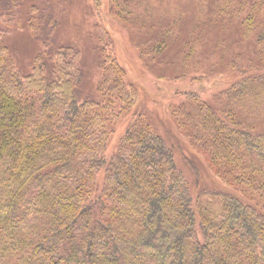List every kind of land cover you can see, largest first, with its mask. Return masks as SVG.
Segmentation results:
<instances>
[{"label": "trees", "instance_id": "trees-1", "mask_svg": "<svg viewBox=\"0 0 264 264\" xmlns=\"http://www.w3.org/2000/svg\"><path fill=\"white\" fill-rule=\"evenodd\" d=\"M3 3L8 8L0 9V264H264L263 209L222 190L193 194L147 113L133 112L114 151L105 154L116 122L138 101L106 31L93 37L98 98L80 100L81 51L56 42L55 17L45 3L26 13L18 0ZM108 4L128 29L144 33L137 45L145 64L161 59L181 32L184 62L208 29L219 37L214 48L226 46L232 28L237 42L252 40L245 64L244 49L227 62L237 79L209 100L185 92L170 115L215 176L244 197H264V0ZM24 27L41 44L27 73L3 41Z\"/></svg>", "mask_w": 264, "mask_h": 264}, {"label": "rangeland", "instance_id": "rangeland-1", "mask_svg": "<svg viewBox=\"0 0 264 264\" xmlns=\"http://www.w3.org/2000/svg\"><path fill=\"white\" fill-rule=\"evenodd\" d=\"M18 1L23 13L33 5L43 6L45 3V0ZM4 3L0 4V9L8 8V4ZM45 6L49 9V14L55 17L51 27L56 42L76 46L81 51L83 79L78 88L80 100L98 98L96 83L100 77V69L93 37L97 36L94 33L99 32L100 35L102 31H106L108 41L112 45V53L125 69L126 82L138 90L136 106L116 122L107 142V156L114 151L119 138L130 124L133 112L143 111L151 117L155 131L172 147L175 162L189 179L193 194L202 188L222 190L242 197L245 201L250 200L264 211V197L255 194H246L244 197L239 190L226 185L211 172L203 156L191 148L188 141L178 133L170 115L171 106L177 104L185 92L195 91L209 100L215 92L237 79L239 74L227 67V62L238 55L236 52L240 51L239 49H244L246 53L245 56L242 55L240 63L245 64L251 55L252 40L246 41L247 43L237 42L238 34L236 29L232 28L226 33L228 42L224 41L228 45L224 47L223 43L214 48L215 42L212 41L219 37L217 32L208 29L206 40H203L202 45L196 48L195 54L184 62L179 52L180 42L185 40L184 33L181 32L175 44L163 53L161 59H156V56L154 61L150 60L145 64L137 45L144 33L128 29L109 11L108 0H101L100 4L95 0H51L45 3ZM50 15L45 20L48 24L52 20ZM234 38L236 42L233 43ZM3 41L9 47L19 69L25 73L29 72L35 54L41 50L40 41L31 34L28 27L12 29L4 35ZM102 175L98 174L99 183Z\"/></svg>", "mask_w": 264, "mask_h": 264}]
</instances>
